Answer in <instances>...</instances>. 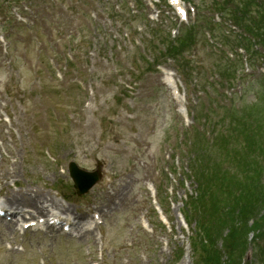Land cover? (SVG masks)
<instances>
[{"label": "rangeland", "instance_id": "obj_1", "mask_svg": "<svg viewBox=\"0 0 264 264\" xmlns=\"http://www.w3.org/2000/svg\"><path fill=\"white\" fill-rule=\"evenodd\" d=\"M36 1L35 13L47 17L50 25L64 34L61 40L54 36L55 41H51L40 32L45 52L35 37L33 41L28 38L30 30L14 28L12 22L5 26L11 36L7 53L0 46V188L4 192L27 191L31 196L36 191L44 193L75 214L100 213L106 219L105 257L101 264H122L124 258L128 264H197L193 257L178 255L184 248L192 252L191 232L184 221L180 224L175 218L179 210H184L186 195L195 200L199 194L190 170L197 166L203 183L220 192L218 183L209 178L212 167L219 168L220 164L221 172L246 169L245 152L238 149L237 139L247 136L250 149L253 144L264 148V131L255 130L264 125V82L249 77L243 85L230 89L227 95L232 91L242 95L232 96L234 108L229 109L225 103L231 102L224 98L221 101L220 88L208 94L211 73L206 70L221 71L222 64L204 52L199 33L187 36L182 44L189 52L185 67L178 69L171 59L163 65L176 69L181 76L188 107L192 106L193 111L190 124L208 136L211 130L222 131L232 116L238 122L227 140L218 134L214 142L208 143L202 134L192 133L191 153L189 147L186 153L184 146L192 134L186 132L179 118L178 103L162 86L161 71L166 68L157 71L150 65L163 47L167 31L155 35L143 19L128 18L119 10V15H114L112 4L116 0H56L53 4ZM149 1L155 4L149 11L153 19L157 18L153 22L160 20L167 28L176 29L175 16L157 0ZM188 1L197 6L198 17L216 14L211 7L217 0ZM261 2L252 8L263 15L264 11L257 10ZM219 5L233 6L226 0ZM86 9L94 14L92 19L87 17ZM218 11L224 17L225 11ZM255 11L239 13L237 17L253 18ZM112 16H118L120 22L128 18L129 22L126 27L120 26ZM224 18L228 25L231 18L227 14ZM73 46L78 48L72 50ZM70 55L74 66L65 70L66 57ZM248 73L257 74V67L248 68ZM71 162L86 171L98 169L102 175L82 196L76 195L68 177ZM172 164L174 175L168 171ZM262 167L264 171L263 163ZM160 180L173 194L163 207L173 231L163 232L154 223L151 235L140 228L139 214L148 209L154 221L146 202V187ZM260 211L264 212L263 206H259ZM194 216L190 214L191 226L197 225ZM226 234L227 230L214 229L211 235L217 236L215 241L212 238L204 248L198 244V255L205 264H264V251L253 243L251 233L239 263L241 249L233 250L231 256ZM31 241L38 240L31 236ZM54 248L40 242L36 249L14 256L0 242V264H87L77 246ZM93 260H97L96 255Z\"/></svg>", "mask_w": 264, "mask_h": 264}, {"label": "trees", "instance_id": "obj_2", "mask_svg": "<svg viewBox=\"0 0 264 264\" xmlns=\"http://www.w3.org/2000/svg\"><path fill=\"white\" fill-rule=\"evenodd\" d=\"M241 5L243 6L242 11L248 12L256 3L255 1L244 0L241 2ZM254 18L255 20H252L251 24L255 25L257 30H261L262 27L264 28L263 15L256 13ZM187 36L193 37L190 32L185 33L178 40L180 47H182ZM236 122L238 121L232 117L227 122V126L221 132L216 133L215 136L217 137L218 134H221L222 139H230L233 135ZM255 130L257 132L264 131V125H258ZM249 140L250 137L247 136L244 139H237L238 149L242 153L245 152L243 160L246 164V169L243 172L239 168L234 169V171L221 172L219 170L220 164L218 165L219 168L214 166L210 169L211 174L209 178L214 179L218 183L220 192L213 191L210 185L206 186L203 183L202 173L197 168L195 170L196 179L201 187L198 205L195 207V209H198L199 226L204 230L209 243L212 242V238L214 241L217 238V236L211 235L214 229L216 231L221 228L222 230H227L225 238L230 255L232 256L233 250L241 249L238 252V263L243 256L248 234H253V242L256 247L259 246L260 242L264 244V212L261 213L263 209L259 212V206L264 207V171L262 167V163L264 165V148L253 144L250 149L247 144ZM238 158L236 159L235 157L237 161ZM230 165H232V161ZM229 166L226 168H229ZM248 200H251V203ZM223 254L225 255V253Z\"/></svg>", "mask_w": 264, "mask_h": 264}, {"label": "bare ground", "instance_id": "obj_3", "mask_svg": "<svg viewBox=\"0 0 264 264\" xmlns=\"http://www.w3.org/2000/svg\"><path fill=\"white\" fill-rule=\"evenodd\" d=\"M166 80L169 83V85L173 88V82L171 77L166 75ZM37 193L34 192L36 197L39 198V200H42L39 202L36 201L34 198H32L31 194H29L27 191L24 192H7L6 194V202L9 205H16V207H21V209H27L31 208L36 214H42L45 217L48 216V214L52 211H61L63 213H66L69 211L68 207L65 205H60L57 203V201H54L52 199L49 200H44L46 199L45 196L36 191ZM18 209V208H17ZM33 219L28 220L29 222L32 221ZM26 222V221H25ZM24 222V223H25ZM8 232L5 233V230L3 229L0 231V238L2 237H7V233L10 236L14 237V230L12 228L7 229Z\"/></svg>", "mask_w": 264, "mask_h": 264}, {"label": "water", "instance_id": "obj_4", "mask_svg": "<svg viewBox=\"0 0 264 264\" xmlns=\"http://www.w3.org/2000/svg\"><path fill=\"white\" fill-rule=\"evenodd\" d=\"M69 173L73 179L75 188H77L80 193L86 192L98 179V175L96 173L89 174L80 171L73 163H71L69 166Z\"/></svg>", "mask_w": 264, "mask_h": 264}]
</instances>
